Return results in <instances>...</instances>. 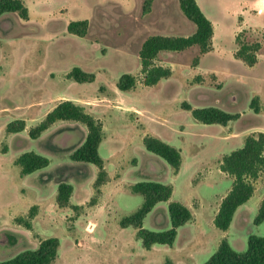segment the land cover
<instances>
[{
  "label": "rangeland",
  "instance_id": "1",
  "mask_svg": "<svg viewBox=\"0 0 264 264\" xmlns=\"http://www.w3.org/2000/svg\"><path fill=\"white\" fill-rule=\"evenodd\" d=\"M25 1L35 24L12 12L0 17V261L56 237L60 247L51 264H163L166 258L175 264H203L223 238L243 252L250 235L264 236V221L254 223L264 198V170L225 236L211 219L234 180L220 170L222 157L241 148L252 132H264V0H197L216 26L214 47L208 54H201L198 46L160 52L156 64L172 74L154 86L143 84L138 51L154 34L194 33L196 25L184 15L179 0H153L148 11L143 9L145 0ZM163 14L175 21V34H167L171 31ZM84 19L90 21L85 37L68 33L71 21ZM244 29L247 41L259 40L263 46L253 66L234 56L235 37ZM76 66L96 79L79 83L67 78ZM126 73L137 78V85L121 91L117 82ZM255 96L260 112L250 107ZM63 99L103 122L99 153L112 180L103 194L105 183L101 186L100 196L94 188L98 167L71 159L86 138L85 125L61 121L39 138L29 137L28 128ZM184 102L240 117L226 126L204 124L184 109ZM21 119L26 130L6 133L9 122ZM146 135L181 150L178 172L145 148ZM28 151L47 157L50 164L21 176L15 160ZM143 181L171 184L169 201H180L192 212V219L178 228L173 246L157 243L146 249L136 228L120 226L142 204V195L131 188ZM60 182L74 187L64 208L56 201ZM169 201L155 205L144 228H171ZM33 205L36 214L32 229H27L16 219L27 220Z\"/></svg>",
  "mask_w": 264,
  "mask_h": 264
},
{
  "label": "trees",
  "instance_id": "2",
  "mask_svg": "<svg viewBox=\"0 0 264 264\" xmlns=\"http://www.w3.org/2000/svg\"><path fill=\"white\" fill-rule=\"evenodd\" d=\"M153 0H145L143 9L148 11ZM179 5L184 15L196 25L194 33L188 36L154 34L145 39L138 51L141 62V73L145 86H154L163 78L171 76L172 71L168 67L156 64L160 52L184 51L193 46H198L201 54L208 53L213 48L214 26L201 10L196 0H179ZM17 13L20 18L29 20V10L23 0H0V17L4 13ZM90 21L88 19L71 21L67 25L68 33L85 37L88 33ZM246 29L240 31L235 37L237 49L235 58L242 60L245 64L253 66L258 62V54L262 49L259 40L247 41L244 38ZM198 59L194 64L197 65ZM67 78L79 83H90L96 79V75L87 72L81 67H74L67 73ZM137 78L129 73L120 76L117 87L121 91L134 89ZM258 96H255L250 107L255 112H260ZM184 109L190 110L195 120L204 124L228 125L232 120L240 117L220 108L208 106L193 108L187 102L183 104ZM58 121H76L86 126L87 135L84 142L71 154V159L76 162L93 163L98 167V175L94 182L97 195L100 196L101 186L109 179L105 169V163L99 153V147L104 137L103 122L87 113L84 108L72 100H61L51 109L37 125L28 128L29 137L39 138L46 130ZM25 120H15L6 125V133H17L26 130ZM145 148L162 157L175 172H178L182 163L181 150L166 143L165 141L150 135L143 138ZM15 164L20 167L21 176L29 175L39 169L47 167L50 160L34 151L22 153ZM220 170L234 178L231 189L223 197L219 209L214 217V225L221 231H227L231 226L237 209L248 202L255 192V182L264 170V132H255L244 139L243 146L231 151L222 157ZM132 192L142 195L143 202L129 216L120 221L123 228L134 227L137 229V238L141 240L146 249L154 244H165L173 246L177 230L192 219L191 210L180 201H169L173 194V186L152 181L135 183ZM74 187L67 182H60L57 188L56 201L60 208L69 206ZM169 201L168 211L171 228L162 231H151L143 227L145 217L159 202ZM95 199L91 205H95ZM79 206H73L78 211ZM37 206H31L27 220L17 218L18 224L27 229H32L31 219L36 214ZM264 221V198L262 199L258 213L254 219L255 224ZM60 240L56 237L41 239L36 249H27L16 256L0 261V264H51L58 256ZM163 264H175L170 258H166ZM203 264H264V236L250 235L248 237L247 249L238 252L232 248L229 241L223 238L212 255Z\"/></svg>",
  "mask_w": 264,
  "mask_h": 264
},
{
  "label": "crops",
  "instance_id": "3",
  "mask_svg": "<svg viewBox=\"0 0 264 264\" xmlns=\"http://www.w3.org/2000/svg\"><path fill=\"white\" fill-rule=\"evenodd\" d=\"M197 1V0H196ZM23 2H24V4L26 5V1L25 0H23ZM27 6V5H26ZM28 8V7H27ZM28 10H29V8H28ZM202 10V9H201ZM167 16V14H163V21H164V24L167 26V28H168V31H171V33H167V34H175L174 32H176V29H175V24H174V20H173V18L171 19L170 17H166ZM27 22H29V23H31V24H35L36 22L34 21V17H33V14L31 13V11L29 10V20H27ZM185 23H188L186 20H185ZM213 26H214V36H215V29H216V26H215V24H213ZM214 36H213V38H214ZM213 47H214V45H213ZM211 52V51H210ZM209 53V52H208ZM208 53H206V54H208ZM54 108V107H53ZM53 108H51V109H53ZM50 109V110H51ZM59 123H61V121H58V122H56L54 125H52L49 129H51L52 127H56V125H58ZM48 129V130H49ZM48 130H46V131H48ZM252 133H255V132H252ZM109 180H112V176L111 175H109ZM108 183V182H107ZM107 183H105L103 186H102V194H103V192H104V188L106 187V185H107ZM241 207V206H240ZM239 207V208H240ZM238 208V209H239ZM218 209H219V207L218 208H216V210L213 212V214H212V217H211V219L213 218V220H214V217H215V215H216V213H217V211H218ZM238 209H237V211H238ZM237 211H236V213H237ZM236 213H235V215H234V218H235V216H236ZM234 218H233V220H234ZM233 222V221H232ZM228 231V230H227ZM227 231H222L223 232V236H225L226 234H227ZM179 235V233L177 234V236ZM222 236V237H223Z\"/></svg>",
  "mask_w": 264,
  "mask_h": 264
}]
</instances>
